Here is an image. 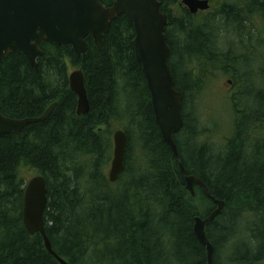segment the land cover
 <instances>
[{
    "label": "trees",
    "instance_id": "trees-1",
    "mask_svg": "<svg viewBox=\"0 0 264 264\" xmlns=\"http://www.w3.org/2000/svg\"><path fill=\"white\" fill-rule=\"evenodd\" d=\"M113 1L99 0L103 6ZM159 1L168 17V65L182 96L184 124L175 136L180 163L205 184L211 198L224 203L221 215L206 227L213 264H262L264 141L258 146L263 137L255 132L264 127V113L258 112L264 109V38L249 19L257 15L264 22V0H224L212 18L200 23L186 8L178 9V18L172 15L170 7L179 0ZM133 38V28L119 16L101 50L86 38L83 59L70 47L44 42L38 71L18 53L0 64L5 117H39L56 104L45 122L26 127L19 137L0 139V264H59L42 238L28 235L22 224L30 174L46 181V235L68 264H207L193 219L215 206L199 187L190 195L179 163L160 137ZM71 68L82 69L87 115L76 114L77 98L67 81ZM216 71L233 87L225 97L235 114L234 136L222 146L201 143L202 132L189 125L191 113L186 112L187 105L193 111L194 94L201 102ZM199 108L195 104L197 113ZM124 122L125 168L110 184L108 136L115 123ZM136 141L140 154L130 170Z\"/></svg>",
    "mask_w": 264,
    "mask_h": 264
},
{
    "label": "water",
    "instance_id": "water-1",
    "mask_svg": "<svg viewBox=\"0 0 264 264\" xmlns=\"http://www.w3.org/2000/svg\"><path fill=\"white\" fill-rule=\"evenodd\" d=\"M180 4L190 15L206 11L210 6L209 0H181ZM119 16L126 17L134 30L131 46L149 91L160 137L179 163L190 195L194 196V188L199 187L209 198L205 184L188 175L180 163L175 136L184 124L182 96L175 88L168 65L170 48L165 35L168 17L161 11L159 0H114L109 6H103L99 0H0V64L9 54L18 53L26 58L33 70L38 71V59L43 56L39 46L44 42L70 47L78 59H83L87 51L86 38L91 37L97 49L101 50L104 36ZM67 81L69 90L77 98V116L87 115L90 107L82 69L71 71ZM55 106V103L50 105L39 117L14 119L5 117L0 105V139L10 134L19 137L26 127L45 122ZM127 144L123 130L117 129L112 133V156L107 174L110 184H115L124 171ZM47 194L42 175L36 174L27 180L22 199V224L28 235L37 234L42 238L45 250L59 264H68L52 249L46 235ZM212 201L216 209L209 217L193 220V234L205 248L207 264H213L214 248L206 236L205 227L221 214L224 207L222 201Z\"/></svg>",
    "mask_w": 264,
    "mask_h": 264
},
{
    "label": "rangeland",
    "instance_id": "rangeland-1",
    "mask_svg": "<svg viewBox=\"0 0 264 264\" xmlns=\"http://www.w3.org/2000/svg\"><path fill=\"white\" fill-rule=\"evenodd\" d=\"M181 2V0H179ZM224 0H209V8L206 11L197 12L194 17V21L196 23H200L205 20V18H212L213 15L216 14V12L219 10V7L222 5ZM179 8H184L183 5L179 4L178 6H172L170 7V11L172 12V15L175 18H178L180 16ZM251 25L255 29L257 35L260 38H264V22L261 21V19L257 15H253L249 19ZM230 40H232L230 38ZM260 51V53H262ZM76 68H71L68 70L67 75L75 70ZM215 82H212L211 85L208 88H205L204 91H202V97L201 102H198V98L195 97V94L193 96V111L192 107L190 105H187L186 112L187 114L191 113V121L189 122V125L191 127H198L197 130L202 132V135L200 137V142L203 144H214L218 146H222L226 140L232 139L234 136V122H235V114L233 110L230 108L228 104V94L230 90L233 88L231 84L227 83V79L225 76L219 75L221 74L219 71H216ZM237 92V89H236ZM231 95V94H230ZM227 96V97H225ZM264 98V97H263ZM195 104L200 105V108L195 111ZM192 111V112H191ZM259 113H264V109L261 108L258 110ZM196 115V117H195ZM256 115V112L253 114ZM127 126V124L124 123H115L113 132L118 129H124ZM195 131V130H194ZM112 132V133H113ZM112 133L108 136V139L110 140V160L112 156V140L111 136ZM256 135L262 136V141L258 144V146H261L264 141V127L259 128L255 132ZM256 146V147H258ZM134 149L131 152L132 159L130 161V170H132L134 167L136 168V158L137 155L140 153L138 152L139 144L136 141ZM219 148V147H218ZM137 153V155H136ZM110 161L108 163L107 168V174L109 170ZM138 166H141L139 163ZM36 174H30V176H27V180H29L32 176ZM27 182V181H26Z\"/></svg>",
    "mask_w": 264,
    "mask_h": 264
},
{
    "label": "bare ground",
    "instance_id": "bare-ground-1",
    "mask_svg": "<svg viewBox=\"0 0 264 264\" xmlns=\"http://www.w3.org/2000/svg\"><path fill=\"white\" fill-rule=\"evenodd\" d=\"M186 11H187V10H186ZM227 83L230 84V81L228 80ZM79 164H80V163H79ZM180 172H181V171H180ZM187 191H188V190H187ZM206 198H207V199H210V200H211V199H212V200H215V199L211 198L210 195H209V198H208V197H206ZM212 200H211V202L213 203ZM213 205H214V204H213ZM214 206H215V205H214ZM215 209H216V206H215ZM211 212H212V211H211ZM211 212H210V213H211ZM221 212H222V211H221ZM210 213H209V214H210ZM209 214H207V215H205V216H196V217H194V218H199V219H201V220H205V219H207V218L209 217ZM220 215H221V214L215 216L213 219H211V220L208 222V224L211 223L215 218H217V217L220 216ZM193 220H194V219H193ZM193 223H194V222H193ZM206 227H207V226H206ZM206 227H205V233H206ZM192 230H193V227H192ZM206 236H207V235H206Z\"/></svg>",
    "mask_w": 264,
    "mask_h": 264
}]
</instances>
